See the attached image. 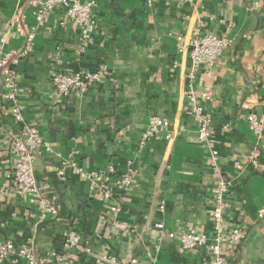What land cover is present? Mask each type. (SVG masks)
Segmentation results:
<instances>
[{
  "label": "crops",
  "instance_id": "obj_1",
  "mask_svg": "<svg viewBox=\"0 0 264 264\" xmlns=\"http://www.w3.org/2000/svg\"><path fill=\"white\" fill-rule=\"evenodd\" d=\"M31 0H0L2 54L20 51L26 37L10 24L35 29L32 52L10 64L18 73V97L29 123L50 143L34 161L42 195L55 204L57 213L44 219L36 204L15 190L9 176L16 159L10 139L18 126L9 106L0 100V242L23 245L33 241L39 257L63 248V233L75 227L82 247L73 264H113L99 257L115 255L118 264H202L206 250H185L179 236L195 229L212 234L209 215L216 175L210 166L209 147L196 141V125L188 113L189 41L195 28L232 40L213 66L212 78L200 72L193 86L206 83L214 99L199 102L219 151L224 174L235 183L227 195L226 217L243 226L245 240L227 247L228 264H264V134L260 140L261 167L236 165L257 138L248 114L264 116V0H93L96 28L92 43L80 52L78 25L63 10L51 13L37 27ZM91 1V0H82ZM178 36H182L180 41ZM105 64L114 80L94 84L80 99L67 101L53 91L56 71L76 72ZM171 122L173 136L161 131L141 146V135L150 116ZM73 159L85 170L110 174L113 197L103 200L90 191V182L71 167L60 175L64 159ZM132 184L124 190L121 180ZM121 204L117 219L131 229L110 223L112 204ZM164 205V210L160 206ZM165 224L169 237L155 226ZM159 243V249L155 245ZM89 247L86 252L83 247ZM2 264H25L17 256Z\"/></svg>",
  "mask_w": 264,
  "mask_h": 264
},
{
  "label": "built area",
  "instance_id": "obj_2",
  "mask_svg": "<svg viewBox=\"0 0 264 264\" xmlns=\"http://www.w3.org/2000/svg\"><path fill=\"white\" fill-rule=\"evenodd\" d=\"M152 6L154 0H146ZM187 1V0H180ZM33 15L37 22V27L43 26L47 17L56 9L64 11L65 15L75 22L80 28L81 42L80 52H83L93 41L96 28V19L93 15L95 1L82 0H31ZM12 29L26 37V43L20 51H9L2 54L0 49V100L8 104V110L14 123L18 126V132L10 139V147L16 155L9 176L15 183L16 193L26 196L31 203L37 205L40 218L44 219L48 214H56L57 209L54 203L46 199L40 192L37 181L34 161L45 152H51L50 143L43 137L40 129L29 123L23 113V109L18 97L19 80L18 73L11 66V62L28 56L33 50L35 39V29L28 30L25 26H16L15 21L10 24ZM181 41L182 36H178ZM6 41V34L1 36L0 44ZM232 40L225 36H219L212 32L201 33L199 28H195L193 36L189 41V57L191 70L188 74L189 89L186 92L187 99L191 102L192 108L189 114L194 119L196 125V141L202 147H209L210 166L216 175L215 183L212 187V206L209 215L213 222L212 234L208 235L195 229L183 232L180 242L185 250L199 251L206 250V258L202 264H228V249H235L241 245L247 236V231L243 226L230 224L226 217L228 207L227 195L235 183L233 175H226L222 171L219 161L220 155L216 147L215 140L210 128V120L205 116V106L199 102V97L204 102H211L214 99V90L211 84L206 85L201 90L195 89L193 84L198 79L200 72L204 73L209 80L212 78L213 66L222 58L226 50L230 47ZM105 80H114L111 70L105 64H100L95 69H82L76 72L56 71L52 77L53 91L58 97H64L67 101L80 99L85 96L90 88ZM248 122L251 131L257 138L256 144L250 148L246 157L236 165L237 171L241 172L246 167L259 169L261 167V147L260 140L264 134V116H260L256 111L248 114ZM171 122L159 116H150L147 128L141 135V146L150 142L161 131H166V139L173 136ZM71 167L81 178L90 182V191L103 200H110L113 197V190L110 182V174L114 172V165H109L107 172L88 171L80 166L73 159H64L60 168V175L65 176L67 168ZM124 190H128L132 184L129 175L121 180ZM121 204H112L110 210L112 219L110 223L113 227L125 230L131 229L126 222L117 219L121 211ZM164 210V205L160 206ZM156 228L174 238L173 232L166 231L163 222H157ZM64 244L61 250H50L46 256L39 257L33 245V241L28 239L23 245H17L13 241L0 242V264L9 260L13 256L25 262V264H73L76 252L82 247L81 236L75 227L70 226L63 233ZM159 249V243L155 245ZM89 252V247H83ZM151 261L148 264H156L153 255L148 253ZM107 260L113 264H118L115 255H105L99 257L98 261ZM138 259L131 260V264H138Z\"/></svg>",
  "mask_w": 264,
  "mask_h": 264
},
{
  "label": "trees",
  "instance_id": "obj_3",
  "mask_svg": "<svg viewBox=\"0 0 264 264\" xmlns=\"http://www.w3.org/2000/svg\"><path fill=\"white\" fill-rule=\"evenodd\" d=\"M63 244H64V239H63ZM57 250L59 251V250H61L60 248H57Z\"/></svg>",
  "mask_w": 264,
  "mask_h": 264
}]
</instances>
